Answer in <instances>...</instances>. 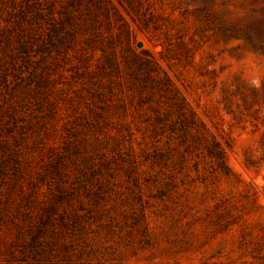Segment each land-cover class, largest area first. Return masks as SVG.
I'll return each mask as SVG.
<instances>
[{"label": "rangeland", "instance_id": "obj_1", "mask_svg": "<svg viewBox=\"0 0 264 264\" xmlns=\"http://www.w3.org/2000/svg\"><path fill=\"white\" fill-rule=\"evenodd\" d=\"M0 264H264V0H0Z\"/></svg>", "mask_w": 264, "mask_h": 264}, {"label": "water", "instance_id": "obj_2", "mask_svg": "<svg viewBox=\"0 0 264 264\" xmlns=\"http://www.w3.org/2000/svg\"><path fill=\"white\" fill-rule=\"evenodd\" d=\"M141 45L140 44H138V47H140Z\"/></svg>", "mask_w": 264, "mask_h": 264}]
</instances>
